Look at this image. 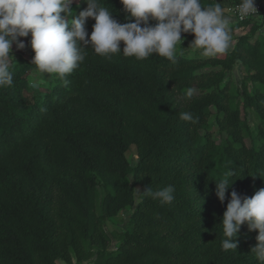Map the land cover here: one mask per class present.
I'll return each instance as SVG.
<instances>
[{
	"label": "trees",
	"instance_id": "trees-1",
	"mask_svg": "<svg viewBox=\"0 0 264 264\" xmlns=\"http://www.w3.org/2000/svg\"><path fill=\"white\" fill-rule=\"evenodd\" d=\"M225 1L201 0L226 10L241 2ZM100 3L128 22L120 0ZM71 7L78 15L87 4ZM263 27L261 6L233 19L231 34L243 32L226 54H178L176 63L157 54L109 60L89 46L67 85L52 73L31 99L26 73L39 70L30 38H20L30 57L11 48L13 84L0 87V264H259L258 231L242 225L236 251H224L221 223L232 190L251 197L264 188ZM186 111L199 122L182 120ZM228 170L236 176L221 203L215 180ZM168 185L171 204L143 193ZM125 209V228L108 231Z\"/></svg>",
	"mask_w": 264,
	"mask_h": 264
},
{
	"label": "clouds",
	"instance_id": "clouds-1",
	"mask_svg": "<svg viewBox=\"0 0 264 264\" xmlns=\"http://www.w3.org/2000/svg\"><path fill=\"white\" fill-rule=\"evenodd\" d=\"M85 2L87 7L77 15L71 7L73 0H0V87L12 86L11 48L15 44L17 49H24L20 38L29 35L32 64L40 73L57 74L65 85L70 82L67 77L84 62L89 46L109 60L120 53L138 61L157 54L172 63H176L177 47H181L185 33L194 34L190 46L205 57L226 54L231 48L233 18L225 14L220 3L204 6L201 0H120L128 21L120 23L100 0ZM238 12L242 18L255 15L256 0H241ZM89 18L95 21L90 36L86 28ZM31 86L38 87L34 82ZM192 94L189 89L187 96ZM180 118L192 124L199 122L187 111ZM233 176L236 172L228 170L215 180V194L221 203ZM143 193L161 204L175 200L173 185L155 190L147 187ZM245 224L249 231H258L252 253L259 264H264V188L251 197L231 191L221 223L222 250L236 251V237Z\"/></svg>",
	"mask_w": 264,
	"mask_h": 264
},
{
	"label": "rangeland",
	"instance_id": "rangeland-1",
	"mask_svg": "<svg viewBox=\"0 0 264 264\" xmlns=\"http://www.w3.org/2000/svg\"><path fill=\"white\" fill-rule=\"evenodd\" d=\"M74 1L75 0H73V2ZM218 1L221 2V3L226 2L225 0H218ZM228 9L229 8H227V10ZM224 10H226V9H224ZM225 14L231 16L234 19L231 9L226 11ZM262 30H264V27H263ZM241 32H243V30H237L233 34H231L232 35L231 48H232L235 36H237ZM29 38L31 39V36H29ZM30 39H29V41H30ZM21 40L24 42L23 39H21ZM190 45H191V42H189L186 39H183V43L181 45L182 48L179 47V46L177 47V55L178 54H183V55H186V56H203L201 50L195 49V48L191 47ZM29 46H30V44H28V47ZM12 51L15 54H19L20 49H17L15 44H14V47H12ZM24 51H25L24 52V57L25 58H29L30 57V53L28 51V48L25 47ZM232 78H233V80L235 82H238L239 79L241 78V72H240V68L239 67H236L234 69L233 74H232ZM26 79H27L29 87L31 88V91L28 93V96L31 99V98H34L36 96V93H40V92L42 93V92H44L46 90V88L48 86V83L51 80V74H48V73L44 74V73H40L38 71H29V72L26 73ZM32 82L37 84L38 87H32L31 86ZM247 118H248V120H249V122L251 124L254 123L255 119H254V115H253L252 112L248 113ZM211 121H212V119H211ZM211 130L214 132L215 137L217 138L218 135L215 132V127L211 126ZM126 158H127V160L129 161V163L131 165H134L136 163V156L134 154V148L133 147H131L129 149V151L126 153ZM131 210L132 209H125V210L121 211L117 216H115V217L111 218L109 221H107L106 222V229L108 231H113V230L114 231H118L120 229H124L128 219H129ZM114 247H115V242L111 243L110 249L112 250V249H114ZM59 264H63V263L59 262Z\"/></svg>",
	"mask_w": 264,
	"mask_h": 264
},
{
	"label": "built area",
	"instance_id": "built-area-1",
	"mask_svg": "<svg viewBox=\"0 0 264 264\" xmlns=\"http://www.w3.org/2000/svg\"><path fill=\"white\" fill-rule=\"evenodd\" d=\"M238 5H239V4H237V5H235V6H233V7L231 8V11H232V14H233L234 20H236V21H241V20H244V19H247V18L253 17V16H255V15L258 14V13H256L255 15H250V16H247V17H243V18H242V17L239 15V12H238ZM256 7H257V10H258V12H259V10H260V8H261V4H260V3H256Z\"/></svg>",
	"mask_w": 264,
	"mask_h": 264
},
{
	"label": "crops",
	"instance_id": "crops-1",
	"mask_svg": "<svg viewBox=\"0 0 264 264\" xmlns=\"http://www.w3.org/2000/svg\"><path fill=\"white\" fill-rule=\"evenodd\" d=\"M260 4H261V6L264 8V0H261V1H260ZM228 10H230V9H228ZM228 10H224V12H226V11H228Z\"/></svg>",
	"mask_w": 264,
	"mask_h": 264
}]
</instances>
